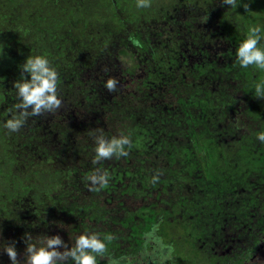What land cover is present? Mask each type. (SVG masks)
<instances>
[{
	"label": "trees",
	"instance_id": "16d2710c",
	"mask_svg": "<svg viewBox=\"0 0 264 264\" xmlns=\"http://www.w3.org/2000/svg\"><path fill=\"white\" fill-rule=\"evenodd\" d=\"M9 1V17L16 26L8 28L0 44V99L12 107L17 99L10 80L20 78V65L29 55H45L53 67L62 62L56 57L59 49L38 41L55 37L51 35L60 32L64 22L71 32L75 19L84 22V8L94 6L93 0H74L78 12L65 0ZM129 1L133 9L114 2L112 26L122 34L92 68L85 71L83 65L82 78L78 76L82 84L63 70L65 65L59 68L58 94L64 107L36 116L40 124L35 126H49L54 133L33 130L26 121L27 133L23 127L16 132L22 142L7 139L0 156L23 164L56 145L57 150L41 159L56 174L67 170L69 175L88 176L100 168L109 175V183L97 188L88 203L63 184L62 196L56 197L61 215L79 221L69 247L85 230L111 237L98 264H264V143L256 139L264 131V98L253 94L254 83L264 80V70L241 68L235 59L246 29L264 25V0H241L235 9L221 0H204L201 9L191 6L193 0H180L170 9L161 6V0L149 8ZM26 18L30 25L22 24ZM77 33L82 43L84 34ZM102 72L110 76L100 77ZM108 79L117 82L114 91L105 87ZM91 114L99 125L86 122ZM59 118H70L76 132L59 129L56 135ZM3 131L0 128V135ZM99 132L129 135V155L94 165V155L88 153L94 154V135ZM58 151L73 152L78 159L89 155V161L71 168ZM157 174L159 179L152 183ZM11 191L6 196L0 188V197L15 204L21 191ZM14 206L3 208L11 214L9 221L35 209L27 202ZM4 224L0 233L5 232ZM12 229L1 242L15 243L17 249L19 229Z\"/></svg>",
	"mask_w": 264,
	"mask_h": 264
},
{
	"label": "rangeland",
	"instance_id": "374dc122",
	"mask_svg": "<svg viewBox=\"0 0 264 264\" xmlns=\"http://www.w3.org/2000/svg\"><path fill=\"white\" fill-rule=\"evenodd\" d=\"M73 1L74 0H65V3L68 2L70 4H74ZM116 1H119L120 3V6L118 5L119 8H123L126 5H128V7L133 9L132 3L129 0H93L91 5H93L94 8L90 7L88 11L84 8L85 14L82 19L87 24H84V22H79L80 21L79 19H75L74 21L75 29L72 28V31L74 30V32L72 31L69 32L68 24L67 22H64L63 25L64 27L62 28V30L56 34L51 35L55 37L47 38L48 40L38 41V44H41L42 46L45 47H49L51 50H56V49L60 50L59 55L56 57L57 59L59 57V60L62 62L60 63V65L57 64L54 67L57 70V72L59 71V68H61L62 70L65 65V69L63 70L68 75L70 74L73 77L74 81H77L78 83L82 84L81 78L83 74L81 73V69L84 68L83 65L86 64L87 66L85 68V71L92 68L94 61L100 57L101 52H103V50L107 48V45L112 40H114L116 36L118 37L119 35L122 34L117 31V28H114L112 26L113 25L112 21H114L115 18L114 11L117 10L116 4H114V2ZM179 1L180 0H161L159 1V3L164 8L170 9V8H177ZM193 1L195 2H193L191 6H196L197 9L203 8L202 6L204 0H193ZM99 2H100L99 6L96 7V3ZM61 3L63 6L65 5L64 2ZM150 4L155 6L157 4V1L152 0V2L149 3V5ZM9 7H10L9 0H0V44H3L4 39H6L3 36L6 37L9 34L8 28L10 29L11 27L16 26L15 22H13L9 17ZM75 9L79 12V8L76 5H75ZM132 9L130 11H132ZM21 13L22 12H20L19 15H21ZM119 14L124 15V11H120ZM125 14H128V11H125ZM1 18H3V20H1ZM30 23H31L30 19L28 18H26L25 22H22V24L24 25H30ZM128 23H132V22H128ZM35 31L39 32L38 30ZM77 32L84 34L85 40H87L88 38H92V42L87 43L85 40L82 41V43L78 42L79 38L77 37L78 35ZM108 32L109 34H107ZM39 33L36 34L40 35ZM60 36H62V38ZM34 39H39V38L34 37ZM58 42H61V45L56 46ZM61 49H66V50L63 51L61 54ZM71 57H75L76 59L73 60L71 59ZM79 75L81 76V78L78 77ZM107 76L110 75L107 74L106 72H102V74L100 75V77L103 78ZM10 81L14 84V81L16 80L14 79ZM10 86L14 87V85L12 84H10ZM5 87H9V86H5ZM63 107L64 106L61 105L59 109L61 110ZM11 108L12 107L8 106L6 102H2V100L0 99V117L4 114V117L0 118V128L5 131V133H2L0 135L1 137H5V140L3 141L0 139V146L3 143H5L7 139H9L10 141V138H17L18 144L22 142V140H19L18 138L19 133L16 132L9 133L6 129L2 127L3 121L8 117L9 109ZM68 119L62 121V119L59 118V121L61 123H58L57 126L55 127V131H57L56 135L59 129H66L67 132H71L75 129L74 126L75 124L70 125L68 123L69 122ZM27 121L30 123L33 130H36L38 128L45 129L42 131L43 134L45 135H49L51 132L54 133V131L52 129H49L48 128L49 126L46 125H40L38 128H36L35 126L40 124V121L39 119H37V117H29ZM28 122L24 124L22 129L26 133H27V129L29 128ZM86 122L99 125L96 122L94 114H91V116H89L86 119ZM18 132H20V130ZM74 132H76V130H74ZM56 135L55 134L53 135V139H55ZM66 135H68V133ZM46 139H48V136L46 137ZM53 149L57 150L58 147H56V145L49 146V148L44 153H40L39 156L41 158L33 157V155H31L26 160H24L23 164L16 163V160L14 159L13 160H11V158L6 159L2 155L0 156V186H1L0 188H3L5 190L6 196L10 195V193L12 192L11 189H18L21 192L15 204L18 203L26 204L27 202V204H29V207L33 206L35 208L32 211L27 210L26 216L24 217L19 216L20 218L17 219L14 218V221L13 220L9 221L8 219L11 218V214H5V212H7L6 209L9 208L10 206L13 207L15 204L12 203V200L9 197H5V196L3 198L0 197V215L2 217V220L0 219V224L5 223L3 229L5 230L6 233H8V231L11 230L12 228H17V230L19 229L17 233H15L16 234L15 238L18 243L17 244L18 260H20L21 262L24 259V251L26 248V243H25L26 233H30L33 237L36 236L42 237L45 234L46 235L58 234L61 236V238L65 243L68 244V242H70L69 241L71 239L70 237L71 235H73L72 229L74 226H76L77 223H79V221L72 219L73 217L71 218L69 217V215L68 216L61 215L63 214L62 212H60L61 203L60 201L56 200V197L59 196V194L62 193L64 190L62 184L68 187V189L71 190V193L72 192L78 193L79 197L84 196L85 202L87 203L89 202L88 198L95 196L93 195L95 194V191H89V183L85 179L86 177L85 173L83 174V176H81L82 172H76L74 174L69 175L68 171L66 170V174L64 171H61L59 174H56L55 168H49V166L51 165L50 163L42 161L43 165L41 164V159L44 160L42 157L50 152H53L54 151ZM29 152H32V149H29ZM58 154L60 156L62 155V157L66 159V161L69 163L71 168H75L79 166V164H86L89 161V155H94L88 153L89 155H86L85 157H80L78 159L76 156L72 155L73 152L68 154H61V152H59ZM81 154H85V153L81 152ZM47 168H49V172L46 171ZM57 169H61V168L58 167ZM53 176L54 178L52 180L51 178ZM55 178H57V180H54ZM24 195H27L28 198L24 197ZM67 199L70 200V198L68 197ZM4 206H7L6 209H3ZM13 210H16V213H21L18 210V208H13ZM33 211L35 213H46L47 216L46 219H44L42 215L34 214ZM31 212H33L34 215L31 214ZM224 231H226V228L224 229ZM5 232L0 233V264H11V261L7 253L3 250L2 242L7 241L5 239L3 240L2 238ZM228 233H229V228H228Z\"/></svg>",
	"mask_w": 264,
	"mask_h": 264
},
{
	"label": "clouds",
	"instance_id": "9594fccd",
	"mask_svg": "<svg viewBox=\"0 0 264 264\" xmlns=\"http://www.w3.org/2000/svg\"><path fill=\"white\" fill-rule=\"evenodd\" d=\"M241 0H221L227 8H237ZM149 0H137V8H146ZM235 59L241 68L253 66L257 70H264V25L256 24L246 29L243 39L239 41L235 51ZM20 78L14 81L17 102L9 109L8 117L2 127L9 133L18 132L29 117H36L43 113H53L62 105L58 94V72L51 65L45 55H29L20 65ZM25 73L30 74L29 77ZM117 82L108 80L105 87L114 91ZM254 96L264 98V80L254 83ZM256 139L264 143V131L257 134ZM132 141L129 135L120 133L111 137L99 132L94 135V157L92 163L113 157H127ZM89 183V191H96L109 183V175L102 169L96 168L85 177ZM159 174L152 177L156 183ZM110 236L101 237L95 232L81 231L75 236L74 243L69 247L60 235H43L33 237L25 234L26 248L24 259L18 260L15 243H6L3 250L7 253L11 264H98V258L104 256L107 241ZM62 249V250H61Z\"/></svg>",
	"mask_w": 264,
	"mask_h": 264
}]
</instances>
